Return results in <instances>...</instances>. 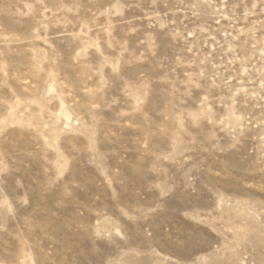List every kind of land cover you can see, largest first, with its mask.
<instances>
[{"label": "rangeland", "instance_id": "1", "mask_svg": "<svg viewBox=\"0 0 264 264\" xmlns=\"http://www.w3.org/2000/svg\"><path fill=\"white\" fill-rule=\"evenodd\" d=\"M0 264H264V0H0Z\"/></svg>", "mask_w": 264, "mask_h": 264}, {"label": "bare ground", "instance_id": "2", "mask_svg": "<svg viewBox=\"0 0 264 264\" xmlns=\"http://www.w3.org/2000/svg\"><path fill=\"white\" fill-rule=\"evenodd\" d=\"M65 118H66V119H68V116H67V115H65Z\"/></svg>", "mask_w": 264, "mask_h": 264}]
</instances>
